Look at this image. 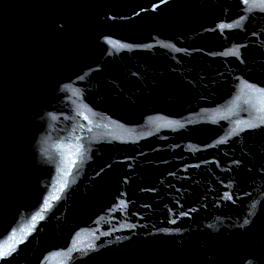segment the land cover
<instances>
[{
  "label": "water",
  "instance_id": "obj_1",
  "mask_svg": "<svg viewBox=\"0 0 264 264\" xmlns=\"http://www.w3.org/2000/svg\"><path fill=\"white\" fill-rule=\"evenodd\" d=\"M0 264H264V0H0Z\"/></svg>",
  "mask_w": 264,
  "mask_h": 264
}]
</instances>
